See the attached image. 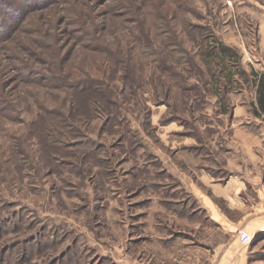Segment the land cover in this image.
<instances>
[{"label": "rangeland", "instance_id": "rangeland-1", "mask_svg": "<svg viewBox=\"0 0 264 264\" xmlns=\"http://www.w3.org/2000/svg\"><path fill=\"white\" fill-rule=\"evenodd\" d=\"M7 2L0 264H216L238 233L201 195L238 218L210 185L234 172L235 92L248 100L262 67L264 0ZM237 242L243 264H264V230Z\"/></svg>", "mask_w": 264, "mask_h": 264}, {"label": "crops", "instance_id": "crops-1", "mask_svg": "<svg viewBox=\"0 0 264 264\" xmlns=\"http://www.w3.org/2000/svg\"><path fill=\"white\" fill-rule=\"evenodd\" d=\"M261 64V70L255 68V71L264 72V60ZM235 93L240 99L237 96V101L234 102L232 137L228 141L230 149L226 154L228 167L234 172L226 183L213 182L210 186L217 195L227 199L233 209L239 211L238 218L234 220L226 218L209 195L203 192L201 195L218 226L231 231L230 235L232 231L238 233L237 240H231L228 246L224 245L226 247L220 249L221 257L216 264H243L242 254L235 249L237 241V244L245 245L241 243L238 231L244 229L253 235L264 230V112L257 107L256 84H252L248 100L241 98L242 94H247V90ZM254 108L260 111V114L255 113ZM243 115L256 130L243 122ZM202 179L205 183L210 182V177L206 173L202 174ZM229 238L232 239V236Z\"/></svg>", "mask_w": 264, "mask_h": 264}, {"label": "trees", "instance_id": "trees-1", "mask_svg": "<svg viewBox=\"0 0 264 264\" xmlns=\"http://www.w3.org/2000/svg\"><path fill=\"white\" fill-rule=\"evenodd\" d=\"M8 0H0V10L2 12H8L9 9L11 7L9 2H7ZM0 21H1V14H0ZM220 53L222 54V58L223 60H227V59H233L235 57V53L234 50L227 46V45H221L219 47ZM212 54V53H211ZM235 73L233 71H229L227 74V78H228V83L231 82L232 83V79H233V75ZM241 74L243 75L244 73L241 72ZM251 83L252 84H256V88H257V107H259V109L264 112V72H257V71H252L251 72ZM216 81V85H218V79L215 80ZM220 98H222L220 96ZM253 111L255 113L260 114V111H258L257 109H253Z\"/></svg>", "mask_w": 264, "mask_h": 264}, {"label": "built area", "instance_id": "built-area-1", "mask_svg": "<svg viewBox=\"0 0 264 264\" xmlns=\"http://www.w3.org/2000/svg\"><path fill=\"white\" fill-rule=\"evenodd\" d=\"M253 238V235L244 229L239 230V239L241 243L248 244Z\"/></svg>", "mask_w": 264, "mask_h": 264}]
</instances>
